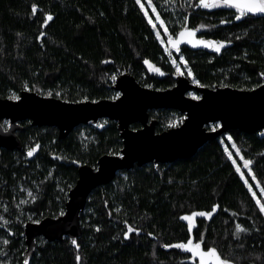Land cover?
<instances>
[{"label": "trees", "instance_id": "obj_1", "mask_svg": "<svg viewBox=\"0 0 264 264\" xmlns=\"http://www.w3.org/2000/svg\"><path fill=\"white\" fill-rule=\"evenodd\" d=\"M143 1L163 24L153 27V10L136 0H0V99L30 90L69 102L113 100L116 79L127 72L143 86L168 90L178 77L173 59L184 66L187 61L190 79L205 87L251 90L264 83V14L236 20L233 8L173 0L176 19L168 0ZM182 18L203 38L225 42L221 51L184 47L175 53L164 47L161 38L175 36ZM150 118L159 121L157 133L184 121L174 110L151 111ZM22 125V150L0 148V264H24L25 224L65 213L80 166L96 168L102 156L119 155L123 148L118 123L109 119L82 125L65 139L55 127ZM229 134L231 140L209 142L192 158L122 171L91 194L77 243L38 239L32 264H200L174 247L189 239L202 240L203 250L216 247L236 264H264V213L251 190L264 203V137ZM37 145L40 150L29 156ZM247 159L253 161L251 172L244 167ZM193 212L211 216L194 217L189 231L182 217ZM237 225L247 231L237 236ZM129 226L139 235L126 239Z\"/></svg>", "mask_w": 264, "mask_h": 264}, {"label": "water", "instance_id": "obj_2", "mask_svg": "<svg viewBox=\"0 0 264 264\" xmlns=\"http://www.w3.org/2000/svg\"><path fill=\"white\" fill-rule=\"evenodd\" d=\"M256 15V14H252ZM195 31L194 44H188L186 36L180 49L187 47L193 51H212L199 41H212L200 37L201 30L188 24L180 29ZM169 50H175L167 40ZM119 94L116 99L98 101L69 102L60 98L43 96L25 90L19 100L0 99V148L21 151L23 142L20 133L30 121L31 126L55 127L59 138H67L82 125L97 124L102 119L118 123L123 141L119 155L102 156L96 168L81 165L79 178L69 192L64 215L47 217L25 225L27 250L25 260L32 264L38 250V238L48 242L79 239L83 235L82 214L85 212L91 194L98 188L115 181L122 171L144 167L151 163L171 164L181 159L194 157L207 143L217 140L230 131L255 134L264 130V83L255 89H238L231 86L209 88L195 83L188 77L178 76L176 85L168 90H155L141 85L130 73L119 76L114 85ZM199 93L196 100L189 93ZM174 110L185 115L184 121L162 133H157V119L150 118L151 111ZM10 122L8 129L3 121ZM140 128L133 129V125ZM219 124L215 130L209 129ZM40 145L31 155L34 157ZM203 250V249H202ZM195 256V255H194ZM199 258L198 256H195ZM200 259V258H199ZM214 264L213 261H209Z\"/></svg>", "mask_w": 264, "mask_h": 264}, {"label": "snow or ice", "instance_id": "obj_3", "mask_svg": "<svg viewBox=\"0 0 264 264\" xmlns=\"http://www.w3.org/2000/svg\"><path fill=\"white\" fill-rule=\"evenodd\" d=\"M149 2H151V0H149ZM136 3L138 5H140L141 8L144 7V5L141 3V0H136ZM200 3L203 7L205 8H211V7H219L221 5L229 7V8H233L236 10V15H235V19L236 20H240L242 17L247 16L248 14H264V0H200ZM32 11L33 13L36 12V5L32 6ZM153 11H155V8H153ZM145 15H148L147 11H145ZM48 20L52 19V16L49 14L47 16ZM156 20H160L159 14H157V16L155 17ZM150 24L153 25V27H156V25L153 23L152 18H149L148 21ZM223 22V21H222ZM161 24H163V21H160ZM165 31H167V29L165 28ZM157 35H159V33H157ZM180 39H171L169 38V43H171L173 45V47L175 48L176 52H180V44L181 42L184 40V38L187 36V43L188 44H194L197 43V41H195L193 39V37L195 36V31L191 30V29H185L182 30L179 33ZM199 43H203L205 47H214L216 52H220L221 48L224 46L223 41L217 43V42H213V41H199ZM172 53L169 52V56H171ZM179 59L183 60L184 57L181 54V56L179 57ZM145 63H148V61H145ZM173 64H176V60L173 59L172 61ZM185 65L187 64V61H184ZM157 71H159V69H157ZM178 74L183 75V73H181L180 71V67L179 65H177V69H176ZM163 74V73H161ZM188 74L192 75V71L191 69H188ZM261 75H264V73H261ZM113 79H115V77H113ZM193 79H195V77H193ZM196 100H199L200 97L199 96H194L193 97ZM10 99H14V100H19L20 97L19 96H12L10 97ZM229 139H231V137H229ZM35 151V149H30L28 152V155L31 156L33 154V152ZM231 156V153L229 154ZM233 163L235 164L236 161L233 160ZM253 161L250 159L244 160V166L246 168H248L249 172L252 171V169L249 167L250 165H252ZM237 172H240V168L237 167L236 168ZM241 175H243V173H241ZM252 180H256V175L253 174L251 176ZM245 183H247V180H245ZM260 182L257 181V184H259ZM251 185H249V188L251 189ZM261 192L264 193V187H262ZM29 196L32 195L31 192L28 193ZM253 196H255V193H253ZM257 205L259 206V211L261 213H264V203H262L259 199L256 200ZM218 207V206H217ZM61 215H64L63 212H61ZM210 217L211 213L210 212H193L191 215H185L182 217L183 220L188 221V229L189 231L192 230L193 227V218L194 217ZM36 223H39V221H36ZM125 223L127 224V221H125ZM237 236H239L240 232H245L247 231V229L241 228L239 225H237ZM97 231H99V229H97ZM139 229H134L133 227L129 226L127 228V231L124 232V237L127 239L129 238V234L132 232H135L137 235H139ZM151 235V233H150ZM8 241H4V243H7ZM73 244H76L77 242L75 240L72 241ZM203 243V241L201 240V242H197L195 244H193V241L191 239H189L187 241V243H178L176 245H174V247L178 248V249H183L187 252L192 253L195 256H198L200 258V264H209V261H213L214 264H236L235 260L230 259L226 256H224L221 252L218 251V249L216 247H207L206 250H202L201 248V244ZM77 247H79V245H77ZM163 247L165 248H169V247H173V245H169V244H165L163 245ZM81 259V257L79 255H77L76 260L79 261ZM24 264H28V261L25 260Z\"/></svg>", "mask_w": 264, "mask_h": 264}, {"label": "rangeland", "instance_id": "obj_4", "mask_svg": "<svg viewBox=\"0 0 264 264\" xmlns=\"http://www.w3.org/2000/svg\"><path fill=\"white\" fill-rule=\"evenodd\" d=\"M141 3L144 5V8H146V7H150V9H152L153 10V7L150 5V4H148V3H146V2H144L143 0H141ZM167 4L168 5H172L173 7H172V9H171V13L173 14V16L174 17H176L177 16V18L176 19H179V15H180V13H178V10H177V8H175L174 7V5H175V3H174V1L173 0H168L167 1ZM221 6H223V5H221ZM153 13H154V15H155V17L157 16V12L156 11H153ZM184 19L185 18H182V20H178V22H179V25H180V29H182V28H184L185 26H184V24H183V22H184ZM160 21H161V18H160V20H156V19H153V22H154V24L155 25H157L158 23H160ZM161 24V23H160ZM165 25H167V23L165 24ZM169 35H168V37H167V39H169ZM161 41H162V44H163V46L164 47H167V45H166V40L163 38H161ZM175 65V68L177 69V65H179V67H180V71H181V73H183V75H181V74H178V76H184V77H188L189 79H190V77L192 76V75H189L188 74V67L185 65H181V64H178L177 62H176V64H174ZM153 69V68H152ZM154 70V72H156V70L155 69H153ZM177 72V71H176ZM191 80H193L195 83H197V81L196 80H194V79H191ZM117 96H119V94L117 93ZM189 96L191 97V98H193L194 96H199L197 93H190L189 94ZM200 97V96H199ZM99 123V122H98ZM9 124H10V122L9 121H3V126H4V128L5 129H8V127H9ZM220 126H219V124H213V125H211L210 126V129L211 130H215V129H218ZM229 137H231V135L228 133V134H225V135H223L221 138H219V139H224V140H227V139H229ZM232 139V138H231ZM231 139H229V140H231ZM224 144H226V143H224ZM30 150V149H29ZM29 150L27 151V153L29 152ZM235 152L236 153H239V151L238 150H235ZM231 153V152H230ZM232 154V153H231ZM231 157V156H230ZM237 167H239L237 164H235ZM245 167V166H244ZM246 168V167H245ZM246 169H248V168H246ZM241 170V169H240ZM240 172H242V171H240ZM243 173V172H242ZM243 176H244V174H243ZM252 191H253V193H254V190H253V188L251 189ZM255 197H256V199H259L260 201H261V199L260 198H258V196L256 195V193H255ZM262 202V201H261ZM30 222H32V221H30ZM28 223V222H27ZM26 223V224H27ZM25 224V225H26ZM24 231H25V227H24ZM24 236H25V232H24ZM38 239H43V240H45L44 238H38ZM37 239V242H39V240ZM25 242H26V236H25ZM26 246H27V244H26Z\"/></svg>", "mask_w": 264, "mask_h": 264}, {"label": "bare ground", "instance_id": "obj_5", "mask_svg": "<svg viewBox=\"0 0 264 264\" xmlns=\"http://www.w3.org/2000/svg\"><path fill=\"white\" fill-rule=\"evenodd\" d=\"M127 73H128V72H127ZM120 76H121V75H120ZM116 80H117V79H116ZM115 84H116V82H115ZM115 84H114V85H115ZM4 121H8V120H4ZM255 134H258V135H260V134H259V132L255 133ZM224 135H225V134H224ZM251 135H254V134H251ZM222 136H223V135H222ZM222 136H220L219 138H221ZM260 137H262V136L260 135ZM219 138H218V139H219ZM218 139H217V140H218ZM200 150H201V149H200ZM46 241H47V240H46ZM196 258H197V257H196ZM197 259L200 261V259H199V258H197ZM209 264H212V263H211V262H209Z\"/></svg>", "mask_w": 264, "mask_h": 264}, {"label": "flooded vegetation", "instance_id": "obj_6", "mask_svg": "<svg viewBox=\"0 0 264 264\" xmlns=\"http://www.w3.org/2000/svg\"><path fill=\"white\" fill-rule=\"evenodd\" d=\"M175 36H177V34H176ZM175 36H174V37H175ZM200 37H202V36L200 35ZM166 42H167V40H166ZM166 45H167V43H166ZM183 48H184V47H183ZM183 48H182V49H183ZM182 49H181V50H182ZM171 51H174L175 53H179V52H176V50H171Z\"/></svg>", "mask_w": 264, "mask_h": 264}, {"label": "built area", "instance_id": "obj_7", "mask_svg": "<svg viewBox=\"0 0 264 264\" xmlns=\"http://www.w3.org/2000/svg\"><path fill=\"white\" fill-rule=\"evenodd\" d=\"M259 134L264 137V131L259 132Z\"/></svg>", "mask_w": 264, "mask_h": 264}]
</instances>
